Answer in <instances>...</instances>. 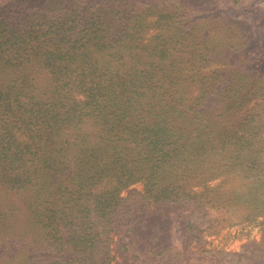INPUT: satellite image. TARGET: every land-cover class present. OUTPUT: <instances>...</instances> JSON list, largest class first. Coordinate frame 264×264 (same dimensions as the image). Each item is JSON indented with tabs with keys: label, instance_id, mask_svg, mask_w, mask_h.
I'll list each match as a JSON object with an SVG mask.
<instances>
[{
	"label": "trees",
	"instance_id": "16d2710c",
	"mask_svg": "<svg viewBox=\"0 0 264 264\" xmlns=\"http://www.w3.org/2000/svg\"><path fill=\"white\" fill-rule=\"evenodd\" d=\"M173 10L181 11L169 0H15L0 6V194L29 201L28 208L54 204L39 221L25 223L40 231L39 253L27 259L110 264L116 226L129 234L126 241L115 239L119 264H177L185 254L165 233V241L155 236L147 219L120 216L126 211L120 191L130 183L143 181L144 190L163 201L211 167L214 153L225 158V145L218 146L191 106L165 122L162 109L174 116L172 103L185 97L176 96L179 87L170 93L165 72L150 63L144 45L134 44L150 12L161 11L159 17ZM185 14L180 23L188 21ZM226 102L222 111L230 112L232 98ZM226 158L233 166L242 161ZM15 227L0 225V237ZM11 248L0 259L19 257L20 245Z\"/></svg>",
	"mask_w": 264,
	"mask_h": 264
},
{
	"label": "rangeland",
	"instance_id": "374dc122",
	"mask_svg": "<svg viewBox=\"0 0 264 264\" xmlns=\"http://www.w3.org/2000/svg\"><path fill=\"white\" fill-rule=\"evenodd\" d=\"M10 1L15 0H0V6ZM169 1L181 11L159 17L155 15L161 11L150 12L144 28L136 32L134 44L144 45L150 63L165 72L173 84L170 93L179 87L176 96L185 97L172 103L170 114L186 106L200 113L204 129L215 141L220 140L218 146L225 145V158L214 153L209 162L212 166L191 179L197 183L185 180V191L174 187L163 201L148 194L143 181L130 183L120 191L126 208L120 216L124 221L131 214L147 219L155 225V236L165 233L172 247L185 252L177 264H264V0ZM183 13L188 21L180 23ZM75 97L81 100L83 95ZM229 98L233 108L223 112ZM160 113L167 123L176 118L168 117L164 109ZM12 131L23 138L20 131ZM229 154L242 161L231 165L226 158ZM254 162L257 166H250ZM168 171L171 176L173 170ZM175 192L180 196L172 195ZM28 202L13 194H0V225L16 226L0 237V255H8L13 245H20L21 252L19 257L0 259V264H36L27 256L39 253L40 231L25 223L39 221L42 210L49 212L54 204L45 206L46 201H39L34 209L27 207ZM115 229L108 245L110 264L120 261L115 253L118 236L126 241L129 235L122 226ZM30 230L35 232L28 233ZM43 263L45 259L39 264Z\"/></svg>",
	"mask_w": 264,
	"mask_h": 264
}]
</instances>
